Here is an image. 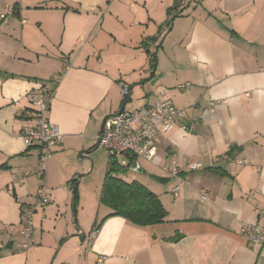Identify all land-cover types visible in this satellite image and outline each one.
<instances>
[{
	"label": "crops",
	"instance_id": "crops-1",
	"mask_svg": "<svg viewBox=\"0 0 264 264\" xmlns=\"http://www.w3.org/2000/svg\"><path fill=\"white\" fill-rule=\"evenodd\" d=\"M172 2L0 0V14L14 7L0 21V264H264V245L242 231L264 224V0H183L156 42L150 37ZM148 40L157 46L153 68L141 48ZM180 83L191 87L178 92ZM122 86L129 100L141 93L142 106L169 99L187 110L188 130L178 124L160 134L157 152L181 168L202 165L181 175L176 197L178 180L152 165L148 188L167 213L154 226L109 216L99 201L86 216L78 187L72 213L71 181L89 171L76 156L85 159L102 119L118 111ZM41 87L54 90L46 115L63 135L43 178L33 174L35 148L21 137L26 96ZM138 161L128 159L129 169L136 162L132 170L141 172ZM58 167L69 188L52 175ZM171 180L169 188L159 185ZM40 186L48 204L35 213L24 249L21 210Z\"/></svg>",
	"mask_w": 264,
	"mask_h": 264
},
{
	"label": "built area",
	"instance_id": "built-area-1",
	"mask_svg": "<svg viewBox=\"0 0 264 264\" xmlns=\"http://www.w3.org/2000/svg\"><path fill=\"white\" fill-rule=\"evenodd\" d=\"M13 14L14 7L6 6L4 12L0 14V21ZM68 69L69 67L66 66L64 72ZM190 87L189 83H180L175 86V89L178 92H185ZM53 95L54 90L45 87L27 94L28 109L23 112L26 120L21 137L25 145L35 148L34 154L38 165L33 174L41 178L45 175L46 163L51 158L53 149L63 142V135L58 127L51 123L46 115ZM128 95V88L122 86V100ZM195 108L196 106L193 105L188 111H193ZM186 116L187 110L176 108L169 99H162L132 111L124 109L105 120L101 132L97 135V142L105 150L108 159L119 165H128V159L143 160L160 168L170 178L178 180V183L171 189L172 196L176 197L181 184L185 183L181 179V175L200 170L202 165L200 163H187L184 168H181L172 159L170 161L161 159L157 152V139L160 134L169 133L178 124L179 128L186 132L188 130L184 124ZM192 122L193 126L197 120L193 119ZM245 163V161L238 162V164ZM13 182L18 184L22 182L20 172L13 175ZM47 204V189L40 186L36 191L34 204L21 210L19 234L23 238L22 246L24 249L29 248L32 244L31 234L35 213L38 210H43ZM242 231L254 244L264 245V224L244 226ZM92 235L90 236L92 237ZM102 263V258L96 262V264Z\"/></svg>",
	"mask_w": 264,
	"mask_h": 264
},
{
	"label": "trees",
	"instance_id": "trees-1",
	"mask_svg": "<svg viewBox=\"0 0 264 264\" xmlns=\"http://www.w3.org/2000/svg\"><path fill=\"white\" fill-rule=\"evenodd\" d=\"M169 21L171 22L172 20ZM150 58L151 67L153 68L154 55L150 54ZM129 167L130 163L122 166L111 159L108 161L107 170L99 193V204L110 210L111 214L109 216L123 218L140 227L163 223L167 217V213L158 196L141 183L137 181L126 182L119 176L120 174H124ZM71 185L74 189L72 213L75 217L77 180H72ZM179 238L180 236L176 234L170 240L175 242Z\"/></svg>",
	"mask_w": 264,
	"mask_h": 264
},
{
	"label": "rangeland",
	"instance_id": "rangeland-1",
	"mask_svg": "<svg viewBox=\"0 0 264 264\" xmlns=\"http://www.w3.org/2000/svg\"><path fill=\"white\" fill-rule=\"evenodd\" d=\"M172 5L169 6L166 10L167 18L159 23L158 31L156 33V42L159 40V38L162 36L163 32H167L168 27L170 26V21L172 17L179 14L180 4L183 2V0H171ZM150 37V36H149ZM153 39L154 37H150ZM155 41V40H154ZM141 48L144 50V47H147L150 51V54L153 55L156 51V47L151 45V41H141ZM158 45V44H157ZM148 61H150V58H148ZM143 95L141 93H138L137 91L134 92L131 99L129 100L125 106V110L132 111L134 109H138L142 107L141 103L143 102ZM141 105V106H140ZM98 131V130H97ZM98 132L95 133V136ZM89 151V150H88ZM83 157H85L84 160H80L78 155L76 156V163L79 165L82 164H88L89 165V171L84 172L82 176L79 178V182L77 183L78 187L77 189L83 193V195L87 199V209L85 211L86 216H88V206L93 205L94 202L98 201L99 199V193L102 185L103 178L105 176L107 165H108V156L106 155L105 150L101 146H97V140H93V146L90 152L88 154H82ZM138 163L141 165L140 170L141 172L133 171V170H126L124 174H120L119 176L126 182L131 181H137L143 184L146 188L151 187L150 181L154 182L155 179L151 176V174H157V170L152 165L148 164L147 162L143 160H139ZM65 169V168H64ZM63 168L60 167L57 168V170L52 173V175L56 178L58 183H60L59 186H62L64 189L69 188L68 184L64 180L62 182L60 176ZM139 173V174H138ZM46 175L49 176V168L46 167ZM80 174H77V176ZM73 176H70L68 179H73ZM69 181V180H68ZM173 184V180L169 181L168 183L162 184L159 183L161 188H169ZM148 188V189H150ZM73 190V189H72ZM79 191V192H80ZM48 192V191H47ZM72 194V192H71Z\"/></svg>",
	"mask_w": 264,
	"mask_h": 264
},
{
	"label": "water",
	"instance_id": "water-1",
	"mask_svg": "<svg viewBox=\"0 0 264 264\" xmlns=\"http://www.w3.org/2000/svg\"><path fill=\"white\" fill-rule=\"evenodd\" d=\"M128 100H129V95L126 96V97L122 100L121 105H120V107H119V109H118V111H117L118 113L122 112V111L125 109V106H126ZM109 117H111V115H108V116H106V117H104V118L102 119L101 124H100L99 132H101L105 120H106L107 118H109ZM136 165H137V164H136V162H135L134 164H132V166H131L130 169H131V170H132V169H135ZM76 180L78 181V180H79V177H77Z\"/></svg>",
	"mask_w": 264,
	"mask_h": 264
}]
</instances>
